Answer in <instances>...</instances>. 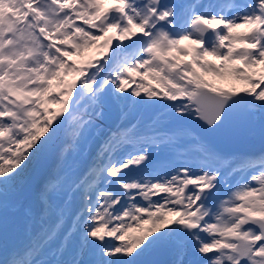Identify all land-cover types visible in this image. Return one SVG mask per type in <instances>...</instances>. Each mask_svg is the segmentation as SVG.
Listing matches in <instances>:
<instances>
[{
    "label": "bare ground",
    "instance_id": "bare-ground-1",
    "mask_svg": "<svg viewBox=\"0 0 264 264\" xmlns=\"http://www.w3.org/2000/svg\"><path fill=\"white\" fill-rule=\"evenodd\" d=\"M74 1L76 3L70 5V0H55L54 6L56 8H61L59 14L55 12V10L43 0H0V8L5 2L11 5V9H9L10 11L7 17L1 14L0 11V150L2 152H6L8 150L7 146H16L15 143H13L12 145V140L10 138L11 134H9L14 129H16V140L22 141L20 144H18L19 149L28 148V145L24 142L27 141V137H31V139H34L35 135V129L33 127L29 126L30 128L24 131L18 127L17 123L19 122V119H16L14 117L15 112L13 111V109L19 108V111L22 110V107H18V104L22 101H18V104L14 103V105L11 106L10 103L13 102V98L20 96L21 92L26 88V86L30 85L32 82H34L33 84H38L41 81H44L46 83L44 86H41L42 88L40 87L42 92H44L43 95L46 96L49 90L53 89L50 88L51 85L53 86V84H57L58 79L57 74L55 75L54 69L55 66L59 65L60 59L55 56L53 50H57L56 48L61 46L74 45V47H76V45L80 43L81 39L83 38V36L79 38V35L85 33V30L88 29V27L85 26L84 23H86L90 19V17L94 15V12H100L99 4L96 1ZM27 2L29 5L26 6L25 10L22 9V7L24 8V4H27ZM136 2L140 3L141 0H136ZM143 2L144 1L142 0V3ZM255 5L258 6L260 10V16L262 17V14L264 13V0H257ZM40 6H43L44 10L42 9V11H36L34 9L40 8ZM87 7H89V10L92 12L87 11ZM145 8L146 7L143 5L140 6V14L145 11ZM130 9H134V7ZM256 13L259 14L258 11ZM250 20L259 21L257 18H251ZM103 21L101 15L99 22L101 23L102 28L105 30L107 26L105 27ZM96 30L98 33H100L99 28H96ZM251 36H253L252 33H250V37ZM75 41H77V43H75ZM246 45L249 44L246 43ZM242 53L247 54V51L245 49H242ZM144 60H146V56H142L139 59V61L143 64L144 70H146L147 66H151L153 63H156L154 60H151L146 65V63H143ZM102 62H106V56L102 59ZM92 69H94L92 73L90 70V72L83 74V76L85 77L84 80L86 82L88 79H93L98 74V70H96L95 67H92ZM161 70L162 68H160V71ZM168 73L169 74L166 76L157 73L156 70H153L151 72H148L147 74H141L136 79L131 75H128L123 79L116 77L114 79L116 84L114 93L119 95V98L117 100H104L98 94L99 88L92 91L90 88L91 86L89 87L86 84L84 92H90L89 97L85 98L84 96H82L81 100L76 103L74 111L72 110V113L67 117V127L75 132L78 145H80L81 147H86L90 156L95 155L101 145V141L97 138L98 146L95 148L93 146L94 143H88L87 141L85 144L86 139H91L93 135L95 137H99L97 136L98 133L108 131L109 127L105 128L108 119L115 116V113H118L119 116L115 118V121L122 123L127 131H131L134 134H137L138 131L141 132L138 135V140L130 149V152L125 154V156L120 159V164H122V166H127V164L132 160L129 157H131L134 153L140 156L139 160H144L146 162L150 161L151 164V158H149V156L145 154L143 148L148 151L149 155H151L152 152L155 153V155L160 154V149L164 145L162 139H160L162 138L161 133H159L158 136H156L155 134L154 139L152 138L153 134H144V132L148 128V125L143 123L135 126L134 123L137 120L145 122L156 113L158 114V116L155 120H151L152 118L150 119V126L160 127L162 125V127H167L168 123L171 121V113L173 111L177 110L179 112L176 119V122H178V118L183 115L182 111L191 106V119L195 115V106L192 105V100L193 95L195 94V89H197V87L200 85L199 77L194 72L183 73L182 75H180L179 71L173 69H169ZM90 83H93L92 80H90ZM196 83H198V86L196 85ZM194 85L196 86L194 87ZM58 89V87L54 88L56 93ZM261 90L260 88L259 90L255 88L254 91L243 90L241 92L246 97H248L251 106L254 107L252 108L253 115L257 123L259 124L264 123V93ZM163 91H168L169 97H165L163 95ZM128 93L130 94V97H132L130 99V102L120 103L119 100H121L122 97H126ZM170 97L174 98V100L178 99L179 103L176 109H162L161 103H164ZM111 104H114V106H116L114 110H108ZM90 105L92 108L91 110ZM83 109H87L89 111V114H87V112H82ZM93 109L96 111H94ZM31 115L35 119L36 115ZM96 118L101 122L95 123ZM100 118H104L105 120H101ZM133 120L134 123L129 126V123ZM33 124L36 127H39L41 122L34 120ZM175 126H179L178 123H175ZM37 134H39V132ZM148 138L151 139L149 140ZM254 139L255 138L251 136V140L254 141ZM128 141L129 140H125V143H127ZM145 145H147L148 147L146 148ZM112 149L113 153L118 152L121 149V144L113 143ZM84 151L85 149L83 150V153ZM162 153H166V149ZM7 154L10 155V159H16L20 157L19 152L14 153L13 151L8 150ZM10 159H7L5 156L0 154V171L3 170L5 166L8 169V173L14 176L16 174L15 171H17L18 169L22 170L27 166V163L23 158H19L17 160V163L10 161ZM60 161L61 160H58L54 164H51L50 169L54 170L60 168ZM84 162H86V160H84ZM133 163L134 165L129 166L127 168V171L144 168L143 162H135L134 160ZM168 169H172L173 171V173H170L169 175L176 174V172H174V165L168 166ZM127 173L128 174L125 180L127 182V186L132 187L131 193L135 197L134 199L128 198L126 201L127 203H129L131 200H134L135 202H133V205L137 206V203H139V198L141 196V200H146L147 194H149L150 192H157L156 196L158 197V205L156 208H163V206H166L165 202L173 197L167 192V190L170 189V192H173L175 194L179 193V188L176 185V181L173 179H171V181H169L168 183H165L161 179H158L157 181L160 183L155 184L148 178L138 180L139 176H143L142 173H140L139 176H134L130 174V172ZM176 176L183 175L182 173H179L176 174ZM53 184H57V182L54 181ZM252 186L255 185L253 184ZM251 194H254L255 197L260 196L256 188ZM115 197H117V195H115ZM231 204L234 205V203ZM212 206H216L215 200H213L211 207ZM68 207L69 204L67 205V208ZM255 207L257 208L259 206L255 204L250 206V208ZM260 211L262 212L263 209H260ZM130 213L134 214L133 211ZM146 214L147 212H142L138 217L139 221L133 222L134 226H136L137 229L140 228V223L143 218H145ZM114 216L116 217V215ZM125 224H127V222H125ZM121 229L128 230L125 226H122ZM150 236V233L147 236H139L137 238V242H139V244H144V241ZM157 236L158 237H156V239H158L161 244L166 245L167 247L172 249L171 254L176 255V257H174V260H176L175 262H177V264H191L194 262H198V264L213 263L211 261V259L213 258L212 254H210L206 258V261L203 263L200 260L202 259V257L201 255H198V252L195 253V255H189L188 258L185 256L187 249L185 251L177 253L180 244H183L186 247L191 239V233L188 232V230L184 227L178 226L176 227V229H172L169 232L160 230ZM127 237L132 238L135 236L127 234ZM127 237H125V239H127ZM212 238L214 237H210L209 239ZM123 240H119L115 243L110 244L105 248V250L107 252H116L118 250L125 249L128 246V242H124ZM152 240L153 238H151L150 242ZM220 252L223 253L224 251L221 250ZM124 254V260L130 258L128 254ZM117 255L118 254L115 253V256ZM77 258L78 257L76 255L70 253L69 256L65 258V261H67L68 264L69 262L70 264H80L79 262H86L78 261ZM222 258H225V255L222 256ZM53 260H55V258H53ZM220 261L221 260H219L218 262ZM228 262H233V260H230Z\"/></svg>",
    "mask_w": 264,
    "mask_h": 264
},
{
    "label": "rangeland",
    "instance_id": "rangeland-1",
    "mask_svg": "<svg viewBox=\"0 0 264 264\" xmlns=\"http://www.w3.org/2000/svg\"><path fill=\"white\" fill-rule=\"evenodd\" d=\"M109 2L110 1H108L107 4H109ZM107 6H109V5H107ZM5 9H6V7H4V10ZM10 9H11V7H10ZM105 9H108V7H106V6L102 7L101 13H100L101 15H104ZM97 14L98 13H96L94 15H97ZM102 20H104L103 23L107 26L106 27L107 30H105L104 34H103V28L101 26V23L100 22L97 23L96 19H93V21L90 20L86 24H91L92 27L90 25H88L90 29H87L85 31L84 35L92 34L94 32L93 28L98 27V28H100L101 31H100V33L97 32L95 39L92 38V39H89V41L85 40L81 44L76 45L77 50H78L77 52H76V49L75 50L73 49V47L66 48L68 50L67 53L69 55L65 56V58H63L62 63H60L59 65H57L55 67L54 72H55V75L57 74V76H58L57 84H53V86L51 85L50 88H53V89L49 90L48 94L46 95L47 97L46 96L41 97V95H40V94L44 93L41 90V88H42L41 86H44L46 84L43 81V82L39 83V88H38V84L33 85V86L30 85L31 88L29 90H27V91L23 90L21 92L20 96L15 97L16 99L14 98V102L16 104H18V101H22V102H20L18 107H22L23 108L22 111L25 112L23 115H20L19 114V108H16V112L18 115L16 114L15 117L21 121H26V120L28 121L29 120V122L26 121L27 123H29V125H27V127H23L22 124L21 125L19 124L21 129L23 128L22 130H26V129L32 127L31 124L33 123V121L31 120V118L27 114V112L29 111L27 108L29 106H31V109H30V110H32L31 112L39 113V110H40L39 108H41V105H42L44 114L39 113L37 116L36 120L41 119L40 121H43V123H41L38 127L39 128L38 129L39 134L34 135V142L33 143L30 142L29 147L32 148L31 150L29 149L30 154L29 155L27 154L28 151L27 152L25 150L23 151V154H24L23 159L26 162H28L29 158H30L29 164L22 169L23 171L21 170V172L17 173L14 176L10 175V173L6 174V172H5L4 175L8 179L7 182L9 183V186H5V185L0 184L1 192L13 191L14 196L17 197V199H11V201H9V199H8L9 197L6 196L5 201L11 202L12 206L10 207V209H8V207L10 206V203L4 204V207H3L4 210L3 211L6 212V215L3 218H1L2 214L0 215V221H1L0 222V224H1L0 230L9 228L10 234L8 236V239H10V240L14 239V237L12 236L13 229L10 228L12 223H13V225H15L17 227L16 231L23 229V228H21V222L24 223V220L22 219L21 221H16L15 219L18 218V216H19L18 209L20 208L22 210L21 211V214H22L23 208H28V205H29V204L27 205L26 202H24V200H22L23 189L25 188V184H27V181L29 180V181H31V191L35 190L37 193L41 190V187L39 184V178L42 176L43 171L46 168V164H48L47 158L45 155L46 150L50 146H53L54 149H56L57 151L62 149L63 147H65L66 149H70V148H67L68 147V145H66L67 141L64 139L66 137L67 133H69V132L62 130L66 127L64 120L66 119L69 111L65 110L63 108V106L64 105H69V106L75 105L77 102H79L81 100L80 96L83 94L82 91H83L85 85L86 84L88 85V82L90 83V80H92V82H93V84L90 83V86H91L90 88L92 90H94L95 88H97L100 85L99 81L104 77L103 71H102V72H100V75L98 74V76L96 78H94V79L90 78L86 82L84 80L85 77L83 76V74L90 72V69H92V67L94 68V67L98 66V63L100 62L99 58L100 57L102 58L104 55L109 54L112 51V48H113V50H115L113 57H117L116 61L123 60V58H126L125 57L126 55L123 54V49L125 48V45H126V43H125L126 40L123 36L124 34L123 33L119 34V32H117V30H116L117 24L116 23H110L109 21H107V20H110L108 14H105V16L103 17ZM94 22H96V23H94ZM109 24H111V25H109ZM239 25L243 26V24H239ZM140 27L141 26H139L138 28L132 27L130 31H133V33H135L136 29H139ZM237 33H235L236 36H237ZM81 36H82V34L79 35V38H81ZM132 38H133V35H130V38H128V39H132ZM250 38L253 39V36H251ZM233 43H235V42L234 41L230 42V44H228L226 46L230 47ZM154 48H155V50H154L153 54H155V56L159 55V58L156 62L157 64H155V69L157 72H158L161 65L164 66L166 64V66L168 67L172 64L174 67L175 66L177 67V64L179 61L175 58V57H179L177 54L179 52H182L183 54L188 53L187 50L183 49L181 44H179V45L176 44L174 49L171 51H170V49H168L169 47H167V51H165L167 53L165 54V56H163L164 51L159 49L158 45L157 46L155 45ZM161 48L163 49V46H161ZM63 50H64V48L62 49V51ZM72 50H74V51H72ZM74 52H76V53H74ZM173 52H175V54ZM118 57H119V59H118ZM112 58L104 66L103 70L107 69L108 65L110 63L114 62V60ZM169 59H172L173 62L169 61ZM180 59H181V57H180ZM230 60L234 61L233 58H230ZM181 61H183V59H181ZM258 61L262 62V59L258 58L255 62H258ZM157 65H158V67H157ZM126 68L128 69V67H126ZM137 68H138V66L135 67V69H137ZM253 68L257 73H259L260 70H258L256 68V64L253 65ZM113 71L115 72V69H113ZM151 71H153V70L151 69ZM226 72H227V74H225L226 78L223 80V82H224V85L226 86V88L231 92H226L225 94H231L232 92H236L237 87H241L246 83V79L240 78L241 79L240 80L237 77H235V73L232 70V66L230 67V69H229V67H227ZM132 76L134 77V75H132ZM107 77L108 78H106V80H105L106 82L102 83V87H101V91H100V97H102L104 99L108 98L107 93H110L112 91L111 89L114 88L111 84L112 79L110 78V76H107ZM261 78H264V71H262L261 75L259 76V79H261ZM209 81H210V84H209L210 87H213V85H212V82H214L213 77H211ZM203 84H206V80H204ZM214 85L216 86V83ZM205 86H207V84ZM57 87L59 89L57 90V93H56L54 88H57ZM255 88H257L258 90H259V88H260V90L262 89L261 91L264 93V88L262 86L244 85V91L245 90L246 91L247 90L254 91ZM239 92H242V90ZM239 92H236V93L240 94ZM241 94L244 95L243 93H241ZM31 96H33V97L36 96L37 101H36V99L33 101H30L31 99H33V98H31ZM84 97L88 98L89 93H85ZM55 98H56V100H55ZM248 102H249V99H248ZM239 103L241 105H243L244 101L241 100ZM252 108H254V107L251 106V103L249 102V109L253 115ZM90 109H92L91 105H90ZM186 110L191 111L190 107L184 109L182 111V113H183L182 116L187 115ZM82 112H88V111H86V109H85ZM191 115H192V111H191ZM253 117H254V115H253ZM114 118H115V116L111 117L110 122H112L114 120ZM254 119H255V117H254ZM96 121L101 122L97 118H96ZM255 121H256V119H255ZM183 127L186 131L184 137L187 139L193 140V138L191 136H189V134H188V130L186 128V125H184ZM108 131H110V128L108 129ZM108 131H106L105 133H107ZM62 134H65V137H63ZM37 137L40 139V141L38 143H37ZM60 141L62 142L63 145H57ZM75 145H77V144L75 143ZM26 149H28V148H26ZM73 149L75 150L73 152V155L76 156L79 153V150H76V148H73ZM79 149H81V146ZM17 150L18 149H14V153L20 151V150H18V151ZM135 156H137V155H135ZM104 157H105V155H104ZM64 159L70 166L73 164V160L71 159L70 156H68V154L66 155V157H64ZM58 160H60V159H57L52 164H54ZM79 160H80V158H79ZM135 160H138V159H135ZM34 162H36V163L34 164ZM82 162H84V161H82ZM104 163H105V160H104V158H102L101 164H104ZM117 164H119V161L116 160L114 163H112V166L114 167V165H117ZM77 165H79V164H77ZM129 165L133 166L134 165L133 161L131 163H129ZM59 166H61V161H60ZM76 169H77V167H76ZM51 170H53V169H51ZM107 170H108V168H107ZM123 170H124V168L122 167V164H121V166L119 165L118 167H116L115 170L109 176H104L102 178L107 177V180H109V182H114L112 184H115V185L119 184L118 177H122V175L125 177L128 174L127 172L124 173ZM84 171H86V169ZM82 174L85 176L86 172H81L79 174V177L77 176L76 181L79 180L80 183L78 185L79 189L76 191H75V188H72L74 186V183L71 181H69V183L67 182L68 176H66V175H63L61 180L58 183V191H57V195H59L58 198H53L55 196L52 193L47 192L44 194L43 190L45 188H42V190H41V193H43V197H41V199H40L41 205L46 207L49 204V202L57 201L56 205H55L54 212L52 214L49 213L48 211H46L47 216L45 215V218H48V219L45 220L44 223H45L46 227L53 226L54 223H56V230L54 232V235L52 236L55 239V242H53V243H56V244L63 243L60 246H56V245L48 246L51 248V250L47 251V252L49 253V255H53V254H59V253L66 254V253H69L70 251H72L77 256L78 255L81 256L82 257L81 260H83V261L89 260V262H82V263L79 262L80 264H92V262H91L92 258L95 261H98L99 264H106V258L99 259V256H97L96 253L92 251V247H95L97 249L99 247V245H101V244H103V245L108 244L109 245L110 243H113L117 239H122V237H120V235H118L117 237L113 236L114 226L111 225V219L109 218V216H106L105 222H103L101 216H99L100 215L99 213H101L100 208L102 207L103 204L99 205L100 206V208L98 209L99 213L96 212L98 216L90 213L91 211H93V209H92V205L90 204V199H89L88 195L91 193V191H94V189L91 188V190H87V196L85 198H83L82 191L79 192V190H80L81 186H83L85 183H88V182L86 179H84V176H82ZM81 177H82V179H81ZM177 177H182V176H177ZM73 179H74V177H73ZM161 179L165 183L168 182V180H169L168 178H165L163 176H161ZM82 180H83V182H82ZM184 181L185 180L183 178L182 183ZM123 182H125L127 185V182L125 179L122 181V183ZM154 182L156 183L157 181L154 180ZM101 183L102 182H100L99 184L101 185ZM53 185H56V184H53ZM110 185L111 184H108V185L106 184L105 186H102L101 188L106 189V191H109L108 186H110ZM178 188H179V186H178ZM74 191H75V194H73V196H72L71 194ZM167 192L171 196H173L171 198V199H174L172 206L174 204H177L178 201H175V200H178L179 193L175 194L173 192H170V189L167 190ZM150 194H155V192H150ZM70 195L72 197H70ZM251 195L254 196V194H251ZM125 197L126 196H123V197L120 196L118 199H114L113 202L115 204H117L118 202H120V200L122 198H125ZM191 197L193 198V195H191ZM102 198L104 199L103 203L105 206L106 204H108L109 200H106V198H107L106 195L105 196L103 195ZM129 198H131V197H129ZM134 198L135 197L133 195V199ZM230 198H232L231 200L239 201L238 203L241 204L238 211L233 214V216H232L233 220H237L236 218L243 216L240 214L242 213L243 207H246L245 204H248V203L252 204L254 201V199L252 197H249V198L245 197L244 189L239 190L234 195V197L231 196ZM51 199H53V200H51ZM59 201H62L60 203V206H59ZM64 201H65V203L67 202V205L69 204V207H68L69 210H66L65 208L63 209ZM145 201L147 203L151 204V201H148V199L141 200V197L139 198L140 204H142L141 202H145ZM259 202H260L261 206L264 205V198L259 200ZM129 203H130L131 208H132L131 201ZM166 203H170V202L168 201ZM184 203L186 204L187 208H183L178 213H175L171 210L166 211L162 207L161 208L158 207L155 210H151V207H149L148 211L151 210L152 212L150 214H148V216H145V218H143V220L141 221V225H140L139 229L142 230L140 232V234H143L145 229L151 227L150 230H152V231L155 230L154 234L151 232L150 233L151 236L144 241V244H139V242H137V238L139 236H147L149 234V232L145 231L144 235H139L138 229H131V230H129L128 233H126V235H124V239H125V237H127V234H131V232L137 233V236L132 237V238L127 237V239H125L123 241L128 242V246L130 247V249H133L136 247L134 249V252H137L139 254L142 253V256L145 254V252L143 253L144 250L148 251L152 247L163 246L162 250L164 251V256H166L165 258L168 260L167 262L170 263V261H171V263L172 262L174 263L176 260H172V258L176 255L171 254L172 249L167 247L166 245L161 244V242L158 239H156V237H158L157 235L159 234L160 230H163L165 232H169L168 227L170 224L172 225L175 218H179V220H181V224H182L181 227L186 228L189 232L192 233V231H191V228L193 227L192 225L196 224V223L199 224V220L201 218L200 217L201 213H200V210H198L197 208L190 209L189 204H192V201H187ZM67 205H66V208H67ZM155 205H156V203H155ZM252 205H254V204H252ZM252 205H250V206H252ZM104 206H103L104 214H105V209H107V210L110 209V212L112 210L116 209L115 206L114 207L113 206L112 207L106 206V208L104 209ZM135 207H139V206L137 205ZM156 207H157V205H156ZM259 207H257V208L255 207L256 209H258V211L253 209L254 211L251 212L250 209H248L247 218H249L251 220H254V218H260V219L262 218L264 220V212H263L264 210L260 213ZM94 208L95 209L97 208V204L94 206ZM77 210H78L77 213H79V215H78L79 217L76 218L75 212ZM140 210H142V209H137L136 211L139 212ZM232 210H235V205H232ZM66 211L70 212V215H65L64 213ZM148 211L142 210L139 213V215L142 212H148ZM56 212H58L57 217L55 216ZM159 214H161V215H159ZM124 215H126V214H123L122 216H124ZM154 216H157L156 220L150 221L151 220L150 217H154ZM24 218H25V220H27V216H25ZM56 218L60 219L59 222L56 221ZM223 219H225V217H215L213 219V221L208 224V228L210 230L205 227V232L206 233L208 232L207 234L210 236H213L214 238L209 240L210 237H207L206 240H209V241H204L203 245H198V243L196 245H193V243H195V241L202 242V240L204 239V235L199 236L197 234L196 235L194 234L193 238H191L189 241L190 245L187 244V246L185 247L183 244H180V246L177 250V253L182 252V251L187 249L186 250L187 252L185 254V256L187 258L189 255H191V254L195 255V253H197V252H198V255L206 256L210 252L215 253L214 252L215 250L213 251V249L216 248V250H217V249H219V247L221 245L225 244V245H228L229 248L233 249V253L229 254V252L227 251L226 253H224L225 258H222V256H224V255L218 257V255L215 254L216 257L212 262L214 264H237L240 257L238 255V250L235 247V242L234 243L232 242V238H229V239L226 238L227 234H228L226 230L232 228V226L234 225V222H231V224H227V223H225V221ZM132 220L133 219H130V221H132ZM130 221L128 220V222H130ZM134 221H139L137 216L134 217ZM30 222L31 221H29L28 224ZM24 224H26V223H24ZM121 227H120V229H121ZM235 229H236V226H235ZM254 229H255L254 227H251L248 229L249 231H251V233H252L251 235L248 232L240 233V232L234 231V236L241 235V237L249 240L251 242V245L254 246L255 242H256L255 237L257 236V233L254 231ZM122 231H124V230H122ZM231 231H232V229L229 230V232H231ZM131 235H133V234H131ZM151 238H153V240L151 242H149V240H151ZM29 239H30V241L32 240L31 238H28V240ZM93 241L96 242L94 245H92ZM84 243L87 245L86 250H80L81 244H84ZM43 246L44 245H42V249H41L40 253L38 252V250H40V249H36V250L29 249V250L23 251L24 258L28 259L29 256L36 254L37 257H40L41 259H43L45 261L47 258L44 256L45 246L44 247ZM17 247H19V246H17ZM64 248H68L69 250L64 249ZM244 249L246 250V247ZM113 252L114 251H110L108 253L112 254ZM253 252L254 253H253L252 257H250L249 260L243 264H264V262H262L264 260H262V261L258 260L259 256L264 255V248H253ZM124 253L127 254L126 252H124ZM219 253L222 254V252H219ZM89 255H91L92 257ZM3 256H4V253L3 252L0 253V261L3 259ZM134 257H133L131 263H134ZM159 257H160V262H158L156 264H163L164 263L163 255L161 254ZM233 257H234V259H233ZM139 258H142V257L139 256ZM20 259L21 258H17L15 260H12L11 262H7V264H13L14 262L19 261ZM128 259L129 258H127V260ZM219 259L221 260L220 262H218ZM215 260H217V261H215ZM230 260H233V262H228ZM24 263L25 264H33L34 262H24ZM37 264H44V263H37ZM191 264H193V263H191Z\"/></svg>",
    "mask_w": 264,
    "mask_h": 264
},
{
    "label": "water",
    "instance_id": "water-1",
    "mask_svg": "<svg viewBox=\"0 0 264 264\" xmlns=\"http://www.w3.org/2000/svg\"><path fill=\"white\" fill-rule=\"evenodd\" d=\"M233 111V113L231 114L232 115V118L234 119V120H237V119H240L241 117H243V116H245L246 115V113H245V111L242 109V110H232ZM240 111V112H239ZM243 111V112H242ZM235 115H237L236 117H235ZM242 115V116H241ZM239 116V117H238ZM238 133H239V131H238V129H237V127H233V128H231V129H229L228 131H227V135L225 136L227 139H229V140H234V139H236V137H237V135H238Z\"/></svg>",
    "mask_w": 264,
    "mask_h": 264
}]
</instances>
